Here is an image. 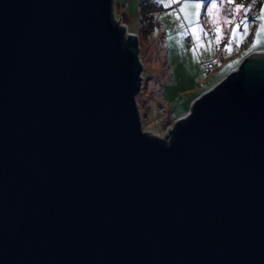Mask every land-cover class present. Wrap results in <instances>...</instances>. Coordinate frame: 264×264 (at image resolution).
Wrapping results in <instances>:
<instances>
[{"label":"water","instance_id":"95a60500","mask_svg":"<svg viewBox=\"0 0 264 264\" xmlns=\"http://www.w3.org/2000/svg\"><path fill=\"white\" fill-rule=\"evenodd\" d=\"M115 0H0V264H264V51L144 131Z\"/></svg>","mask_w":264,"mask_h":264},{"label":"rangeland","instance_id":"374dc122","mask_svg":"<svg viewBox=\"0 0 264 264\" xmlns=\"http://www.w3.org/2000/svg\"><path fill=\"white\" fill-rule=\"evenodd\" d=\"M146 2L151 5L152 16L142 20L140 5ZM215 3L217 6L213 9L212 0H202L200 9L189 6L179 12L182 4L165 8L154 0H115V17L120 15L128 31L142 36L141 42L139 37V56L143 63V80L136 101L142 128L149 134L163 139L178 117L191 110L192 101L212 87L217 78L237 69L246 53L264 51V33L253 46L259 22L251 24L249 35L239 43L234 41L228 51L225 43L230 26L225 20L232 18L234 5L226 0L224 3L215 0ZM253 11L252 8L250 17ZM197 12L199 21L195 19ZM218 34L220 43L216 42Z\"/></svg>","mask_w":264,"mask_h":264},{"label":"snow or ice","instance_id":"6c2138e0","mask_svg":"<svg viewBox=\"0 0 264 264\" xmlns=\"http://www.w3.org/2000/svg\"><path fill=\"white\" fill-rule=\"evenodd\" d=\"M155 3L163 5L165 8H169L172 5L182 4L183 6L178 9L179 12H184L189 6L194 7L195 9H200L202 5V0H154ZM221 3H224L225 0H220ZM230 5H234L231 9V19H226L225 23L230 26V35L225 43V48L228 51H231V45L235 41L236 43L241 42L245 37L249 35V27L251 24L259 22L257 25V30L255 32V40L253 41V46H255L256 41L261 37V34L264 33V0H249L245 3V0H226ZM259 4V11L253 16H249V12L252 10L253 6ZM215 0H212L211 7L216 8ZM168 14V13H166ZM238 18V20H237ZM179 19V16H177ZM185 19L189 20V23H192V20L187 16ZM195 19L200 20L199 12L195 14ZM234 20L237 22L234 23ZM182 26V25H181ZM242 29V31H241ZM217 33H220V29H216ZM199 40V37H197ZM216 42H221V37L218 34L216 37ZM200 46V45H198Z\"/></svg>","mask_w":264,"mask_h":264},{"label":"trees","instance_id":"16d2710c","mask_svg":"<svg viewBox=\"0 0 264 264\" xmlns=\"http://www.w3.org/2000/svg\"><path fill=\"white\" fill-rule=\"evenodd\" d=\"M237 2H239V0H237ZM246 3L247 2H249V0H246L245 1ZM146 6V7H145ZM150 7H151V5L148 3V2H146V3H143L142 5H140V13H141V15H140V17L142 18V20H144L145 18H148V19H150L151 18V13L150 12H152V10H150ZM154 8H156V7H154ZM153 9V8H152ZM253 14H251V15H255L256 13H257V11H259V4H257V5H255V6H253ZM148 13H150V14H148ZM136 33V32H135ZM141 34H142V31H141ZM139 37H140V42H141V38H142V36L139 34L138 35ZM248 53H246L245 55H247ZM245 55H243L242 56V58L245 56ZM241 58V59H242ZM224 76V75H223ZM223 76H221V77H219V78H217L216 79V81L215 82H217V81H219ZM215 82L213 83V84H215ZM208 88V87H207ZM206 90V89H205ZM186 112V111H185ZM184 112V113H185Z\"/></svg>","mask_w":264,"mask_h":264},{"label":"built area","instance_id":"2783aa9c","mask_svg":"<svg viewBox=\"0 0 264 264\" xmlns=\"http://www.w3.org/2000/svg\"><path fill=\"white\" fill-rule=\"evenodd\" d=\"M210 72H211V70H210Z\"/></svg>","mask_w":264,"mask_h":264}]
</instances>
